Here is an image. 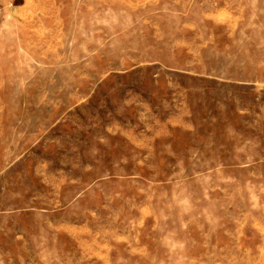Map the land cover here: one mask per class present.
I'll list each match as a JSON object with an SVG mask.
<instances>
[{
  "label": "rangeland",
  "instance_id": "obj_1",
  "mask_svg": "<svg viewBox=\"0 0 264 264\" xmlns=\"http://www.w3.org/2000/svg\"><path fill=\"white\" fill-rule=\"evenodd\" d=\"M0 264H264V0H0Z\"/></svg>",
  "mask_w": 264,
  "mask_h": 264
}]
</instances>
